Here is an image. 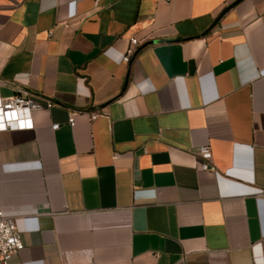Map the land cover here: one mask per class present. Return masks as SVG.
<instances>
[{
	"label": "crops",
	"instance_id": "0c3cea01",
	"mask_svg": "<svg viewBox=\"0 0 264 264\" xmlns=\"http://www.w3.org/2000/svg\"><path fill=\"white\" fill-rule=\"evenodd\" d=\"M24 91L52 105L0 131L8 264L264 260V0H0V95Z\"/></svg>",
	"mask_w": 264,
	"mask_h": 264
},
{
	"label": "built area",
	"instance_id": "2783aa9c",
	"mask_svg": "<svg viewBox=\"0 0 264 264\" xmlns=\"http://www.w3.org/2000/svg\"><path fill=\"white\" fill-rule=\"evenodd\" d=\"M49 32V31H48ZM140 40L135 35L129 36V43L121 55V61L128 62L135 53ZM52 105L51 100L41 103L27 93V91L15 93L8 96L0 95V131L19 130L34 128L33 111L41 108L48 109ZM73 110L69 113L67 123L72 126L75 123ZM97 111H92L90 116L95 118ZM59 122L51 123V128L56 129ZM198 155L197 164L201 169L213 170L212 150L209 144H201L196 147ZM36 207L32 209L35 212ZM16 211L12 207L0 204V264H8L9 259L24 247L21 239V229L16 222ZM260 241L252 244L254 250V261L256 264H264L261 256L257 255Z\"/></svg>",
	"mask_w": 264,
	"mask_h": 264
}]
</instances>
